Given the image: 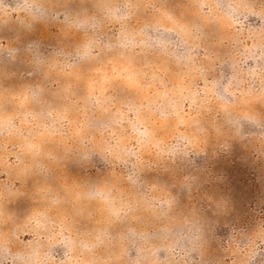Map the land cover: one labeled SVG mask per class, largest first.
<instances>
[{
  "label": "rangeland",
  "instance_id": "obj_1",
  "mask_svg": "<svg viewBox=\"0 0 264 264\" xmlns=\"http://www.w3.org/2000/svg\"><path fill=\"white\" fill-rule=\"evenodd\" d=\"M0 264H264V0H0Z\"/></svg>",
  "mask_w": 264,
  "mask_h": 264
}]
</instances>
